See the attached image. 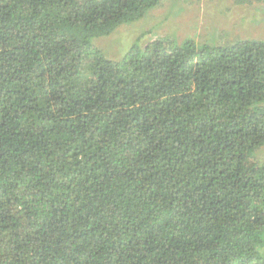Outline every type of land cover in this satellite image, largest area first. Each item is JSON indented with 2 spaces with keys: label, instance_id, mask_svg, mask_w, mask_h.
Listing matches in <instances>:
<instances>
[{
  "label": "trees",
  "instance_id": "obj_1",
  "mask_svg": "<svg viewBox=\"0 0 264 264\" xmlns=\"http://www.w3.org/2000/svg\"><path fill=\"white\" fill-rule=\"evenodd\" d=\"M162 0H0V264H264V40H96Z\"/></svg>",
  "mask_w": 264,
  "mask_h": 264
},
{
  "label": "rangeland",
  "instance_id": "obj_2",
  "mask_svg": "<svg viewBox=\"0 0 264 264\" xmlns=\"http://www.w3.org/2000/svg\"><path fill=\"white\" fill-rule=\"evenodd\" d=\"M143 28L152 30L141 41L144 47L148 41L158 39L218 44L238 39L264 40V0H162L141 20L121 27L110 37L98 38L96 45L110 49L115 57L118 47L134 41ZM254 157L264 165V145Z\"/></svg>",
  "mask_w": 264,
  "mask_h": 264
}]
</instances>
